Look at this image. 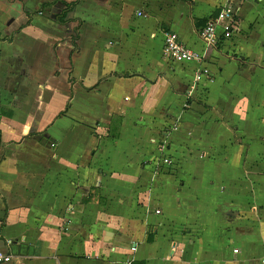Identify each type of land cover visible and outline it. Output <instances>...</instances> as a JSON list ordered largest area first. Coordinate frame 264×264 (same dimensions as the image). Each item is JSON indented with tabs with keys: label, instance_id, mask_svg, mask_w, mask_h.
I'll use <instances>...</instances> for the list:
<instances>
[{
	"label": "crops",
	"instance_id": "crops-1",
	"mask_svg": "<svg viewBox=\"0 0 264 264\" xmlns=\"http://www.w3.org/2000/svg\"><path fill=\"white\" fill-rule=\"evenodd\" d=\"M61 1L0 0V248L264 264V0H80L65 23ZM167 32L203 62L167 59Z\"/></svg>",
	"mask_w": 264,
	"mask_h": 264
},
{
	"label": "built area",
	"instance_id": "built-area-1",
	"mask_svg": "<svg viewBox=\"0 0 264 264\" xmlns=\"http://www.w3.org/2000/svg\"><path fill=\"white\" fill-rule=\"evenodd\" d=\"M139 16H142V13H138ZM235 10L233 6L229 3H226L220 10L216 20L210 21L206 27L201 32V38L207 46H215L219 41V34L217 32V27L221 24L224 28V34H231L232 29L236 24ZM164 56L175 62V63H191L197 62L202 63L204 60V55L194 51L192 48L188 47L183 43L178 34L175 32H167L164 37ZM209 75L207 69H198L195 77V82H201L203 77ZM2 139V132L0 129V144ZM55 147V144L51 145ZM2 161V155L0 152V162ZM133 251L135 248L132 249ZM238 250H235V253ZM0 264H15L14 258L11 254L4 252L0 248Z\"/></svg>",
	"mask_w": 264,
	"mask_h": 264
},
{
	"label": "trees",
	"instance_id": "trees-1",
	"mask_svg": "<svg viewBox=\"0 0 264 264\" xmlns=\"http://www.w3.org/2000/svg\"><path fill=\"white\" fill-rule=\"evenodd\" d=\"M79 1L80 0H77L73 3H66L64 1H61V3L64 5V9H63L62 13L60 15H58L57 20L61 23H65L68 14L76 7V5L79 3ZM59 2H60V0H59ZM48 6H49V4H44L43 8L48 7Z\"/></svg>",
	"mask_w": 264,
	"mask_h": 264
}]
</instances>
